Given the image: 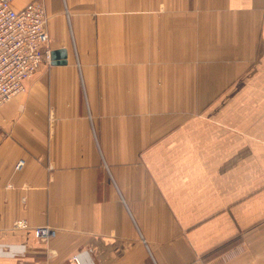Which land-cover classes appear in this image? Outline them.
I'll return each mask as SVG.
<instances>
[{
  "label": "crops",
  "instance_id": "0c3cea01",
  "mask_svg": "<svg viewBox=\"0 0 264 264\" xmlns=\"http://www.w3.org/2000/svg\"><path fill=\"white\" fill-rule=\"evenodd\" d=\"M30 1L66 56L0 106V264H264V0Z\"/></svg>",
  "mask_w": 264,
  "mask_h": 264
},
{
  "label": "built area",
  "instance_id": "2783aa9c",
  "mask_svg": "<svg viewBox=\"0 0 264 264\" xmlns=\"http://www.w3.org/2000/svg\"><path fill=\"white\" fill-rule=\"evenodd\" d=\"M46 25L42 3L30 1L16 9L13 0H0V106L22 92L23 81L49 59ZM34 234L46 240L50 229L35 227Z\"/></svg>",
  "mask_w": 264,
  "mask_h": 264
},
{
  "label": "water",
  "instance_id": "95a60500",
  "mask_svg": "<svg viewBox=\"0 0 264 264\" xmlns=\"http://www.w3.org/2000/svg\"><path fill=\"white\" fill-rule=\"evenodd\" d=\"M65 56H66L65 49H59L50 53V59L53 63L63 62Z\"/></svg>",
  "mask_w": 264,
  "mask_h": 264
},
{
  "label": "rangeland",
  "instance_id": "374dc122",
  "mask_svg": "<svg viewBox=\"0 0 264 264\" xmlns=\"http://www.w3.org/2000/svg\"><path fill=\"white\" fill-rule=\"evenodd\" d=\"M48 40H49V37H48Z\"/></svg>",
  "mask_w": 264,
  "mask_h": 264
}]
</instances>
